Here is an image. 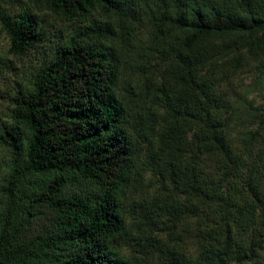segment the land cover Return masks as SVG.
I'll return each mask as SVG.
<instances>
[{"label": "trees", "instance_id": "obj_1", "mask_svg": "<svg viewBox=\"0 0 264 264\" xmlns=\"http://www.w3.org/2000/svg\"><path fill=\"white\" fill-rule=\"evenodd\" d=\"M3 1L8 53L28 55L37 12ZM41 1L79 24L0 123V264H264V118L232 139L223 90L264 61V0ZM144 19L159 80L139 96L118 38Z\"/></svg>", "mask_w": 264, "mask_h": 264}, {"label": "rangeland", "instance_id": "obj_2", "mask_svg": "<svg viewBox=\"0 0 264 264\" xmlns=\"http://www.w3.org/2000/svg\"><path fill=\"white\" fill-rule=\"evenodd\" d=\"M143 1L146 3L151 0ZM2 5L13 14L23 11L27 5L33 6L44 33V41L28 55L15 56L8 53L9 37L2 30L0 24V64L3 66V73L0 76V123L7 119L11 98L17 88L30 86V81L40 66L52 57L56 46L63 42L66 36L72 33L79 24L68 22L52 13L44 7L41 0H4ZM130 33L129 35L126 33L125 40L118 38L120 48L125 50L123 53L126 60L124 63L125 79L136 87L139 96H145L149 85L152 83L156 85L159 80L155 68L158 54L151 53L153 49L150 48L152 46L150 39L154 29L144 19L137 21ZM223 90L228 99L226 115L229 118L230 137L238 141L241 140L245 131L257 128L264 118V61L253 60L250 65L241 69L229 81L225 82ZM144 101L142 100V102ZM5 161L6 153L0 148V183L6 173ZM156 182L157 179L151 171H147L132 188L129 199H137L142 193L154 190ZM69 191L73 192L72 188ZM42 225L43 220L38 221L34 225V230H40ZM162 236L167 239L166 233ZM187 244L188 252L195 256L197 248L192 237ZM159 262L156 257L139 259V264H159Z\"/></svg>", "mask_w": 264, "mask_h": 264}]
</instances>
